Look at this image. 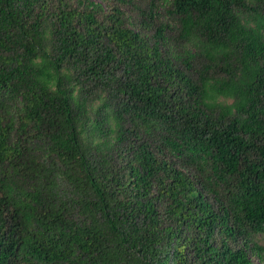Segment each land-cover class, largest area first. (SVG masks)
<instances>
[{
	"label": "trees",
	"instance_id": "1",
	"mask_svg": "<svg viewBox=\"0 0 264 264\" xmlns=\"http://www.w3.org/2000/svg\"><path fill=\"white\" fill-rule=\"evenodd\" d=\"M264 263V0H0V264Z\"/></svg>",
	"mask_w": 264,
	"mask_h": 264
},
{
	"label": "rangeland",
	"instance_id": "2",
	"mask_svg": "<svg viewBox=\"0 0 264 264\" xmlns=\"http://www.w3.org/2000/svg\"><path fill=\"white\" fill-rule=\"evenodd\" d=\"M257 264H264V263H259V262L257 261Z\"/></svg>",
	"mask_w": 264,
	"mask_h": 264
}]
</instances>
